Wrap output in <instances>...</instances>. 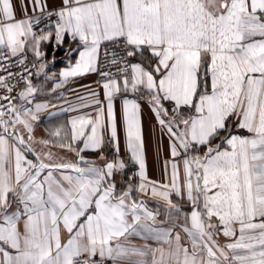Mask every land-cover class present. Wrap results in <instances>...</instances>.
<instances>
[{"label": "snow or ice", "instance_id": "snow-or-ice-1", "mask_svg": "<svg viewBox=\"0 0 264 264\" xmlns=\"http://www.w3.org/2000/svg\"><path fill=\"white\" fill-rule=\"evenodd\" d=\"M0 264H264V0H0Z\"/></svg>", "mask_w": 264, "mask_h": 264}, {"label": "crops", "instance_id": "crops-1", "mask_svg": "<svg viewBox=\"0 0 264 264\" xmlns=\"http://www.w3.org/2000/svg\"><path fill=\"white\" fill-rule=\"evenodd\" d=\"M43 51L46 53V61L49 62L48 68L45 69L47 73V77H51L53 72L58 73L60 70L65 69L69 64V59L65 55V48L56 49L55 45H50L44 47ZM31 56V54H29ZM55 59V63L52 64L51 61ZM76 60V55L74 54L71 57V62L74 63ZM45 75H41L39 77L33 76V83L37 85V87L42 90L36 95L34 99V103L47 102L50 104L56 105H65L66 101H71L72 103H78L77 95H86V89L83 87L84 85H90L95 88L96 85L94 81L97 79L95 74H90L85 77L76 78L70 80L68 84L64 87L57 89L55 92L51 91L55 86L56 78L48 79ZM61 94L63 98H61ZM121 102L119 100L116 101V110L119 114ZM75 115V113L69 112L68 114H61L58 118H52L51 120H46L44 117L47 116V113L41 114V119L44 125L48 124H56L60 121L67 120L70 116ZM143 122L145 129V138L148 145L147 148V171L148 175L151 179L159 180L161 179L162 171H163V156L164 150H161V159L158 160L155 155V141L158 135V132L153 129V124L155 123L154 118H152L151 113L147 107V105L143 106ZM43 134V129H40L37 132V135ZM160 204V210L163 212L164 206L162 202L158 201H150L149 207L155 208L157 204ZM184 207H187L186 205Z\"/></svg>", "mask_w": 264, "mask_h": 264}, {"label": "built area", "instance_id": "built-area-1", "mask_svg": "<svg viewBox=\"0 0 264 264\" xmlns=\"http://www.w3.org/2000/svg\"><path fill=\"white\" fill-rule=\"evenodd\" d=\"M98 78V77H97Z\"/></svg>", "mask_w": 264, "mask_h": 264}]
</instances>
